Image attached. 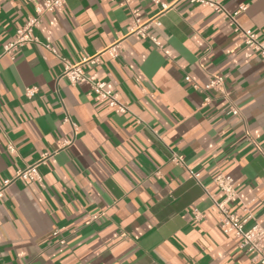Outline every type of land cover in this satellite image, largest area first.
I'll use <instances>...</instances> for the list:
<instances>
[{
	"label": "crops",
	"instance_id": "crops-1",
	"mask_svg": "<svg viewBox=\"0 0 264 264\" xmlns=\"http://www.w3.org/2000/svg\"><path fill=\"white\" fill-rule=\"evenodd\" d=\"M217 1L225 13L189 0L164 13L153 0H66L11 59L3 47L36 7L0 0V264H254L208 192L222 200L213 180L231 176L230 210L247 205L264 227V55L238 29L264 40V0ZM135 18L163 48L131 33ZM116 43L117 57L85 70L126 113L61 77L65 60ZM214 75L224 90L204 91ZM44 157L40 182L3 186Z\"/></svg>",
	"mask_w": 264,
	"mask_h": 264
},
{
	"label": "built area",
	"instance_id": "built-area-1",
	"mask_svg": "<svg viewBox=\"0 0 264 264\" xmlns=\"http://www.w3.org/2000/svg\"><path fill=\"white\" fill-rule=\"evenodd\" d=\"M36 7V14L30 16L26 22L18 28L15 38L6 43L3 47V55L9 56L11 59H14V51L17 48L24 47L31 42L37 41L35 36V31L39 29L43 22V15L45 13H52L56 10L62 8L66 3V0H33ZM129 2L130 0H125ZM156 5L160 8V13H164L169 10L171 7L175 6L179 1L174 0L172 3L164 2L163 0H153ZM192 3H201L209 6L217 12L225 13L224 7L217 0H189ZM235 17V16H234ZM234 17H231L234 19ZM149 23H143L141 19L135 18L130 25L131 33H139L143 37H148L154 45L158 48H163V44L158 40L157 37L151 36L146 32V27ZM239 35L246 45L259 51L264 55V40L258 38L257 34L251 30L244 28L238 25ZM54 53H57V50L50 45H47ZM120 50V44L116 43L104 51L93 55L85 57L80 63L73 64L65 60L64 71L61 74L62 78H66L72 85L79 83L88 84L92 91L102 100H105L111 108L117 109L119 112L126 113L128 111V106L126 103L122 102L116 95L113 90L110 89L106 82L97 81L90 78L85 70L86 66L89 65H100L102 63L101 57L105 54L115 58L118 56ZM1 56V55H0ZM190 81V78L187 77ZM225 88V79L221 75H214L210 79L207 86L204 88V91H223ZM37 92L36 88L27 89V94L29 97H32ZM209 101V98H206V102ZM230 113L234 115H239V109L232 107ZM67 122H70L71 119L69 116L66 118ZM10 150L13 149L10 147ZM47 156V155H46ZM46 157L41 160L40 163L34 165H29L19 171L17 175L10 179H5L3 186H8L16 180H25V181H38L42 180V175L39 171V166L42 162H45ZM171 161L177 165L184 166L188 169L191 176L198 178L192 168L188 167L185 164L184 158L172 153ZM214 184L218 189L223 193V199H216L215 195L208 192L212 204L211 210L214 211L219 218V224L225 235H233L240 239L241 247L246 249L247 253L251 255V260L254 264H264V227L259 223L257 218L250 212L247 205H243L244 214H240L236 211H232L229 208V203L238 197V192L235 187L234 179L223 173L218 174L214 180ZM3 189L0 188V196H2ZM193 215L196 219L202 218V212L198 209L193 210ZM252 221L251 226H247V223Z\"/></svg>",
	"mask_w": 264,
	"mask_h": 264
}]
</instances>
